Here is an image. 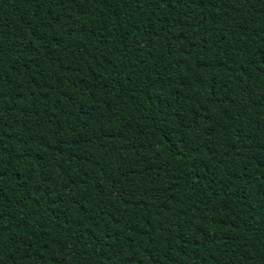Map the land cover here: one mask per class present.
<instances>
[{
	"label": "trees",
	"instance_id": "1",
	"mask_svg": "<svg viewBox=\"0 0 264 264\" xmlns=\"http://www.w3.org/2000/svg\"><path fill=\"white\" fill-rule=\"evenodd\" d=\"M0 264H264V0H0Z\"/></svg>",
	"mask_w": 264,
	"mask_h": 264
}]
</instances>
